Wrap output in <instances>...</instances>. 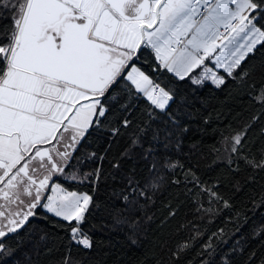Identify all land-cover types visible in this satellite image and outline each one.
<instances>
[{
    "label": "snow or ice",
    "instance_id": "snow-or-ice-1",
    "mask_svg": "<svg viewBox=\"0 0 264 264\" xmlns=\"http://www.w3.org/2000/svg\"><path fill=\"white\" fill-rule=\"evenodd\" d=\"M257 53L264 54V0H0V264H21V236L38 209L65 222L71 240L91 249L82 225L108 181L117 185L112 194L126 214L119 223L134 233L141 221L153 222L148 210L169 184L177 206L183 195L208 224L234 207L221 193L225 182L235 193L259 184V200L255 194L250 200L253 209L264 205V139L250 135L258 127L264 137V83L255 82L264 62L251 64ZM185 81L217 89L236 83L256 106L226 155L213 162L231 176L207 183L172 155L180 148L169 127L179 126L172 108ZM116 111L124 115L110 134L115 140L128 133L127 147L109 161L110 173L102 172L104 158L95 153L88 159L99 161L96 168L81 172L82 142ZM131 159L138 168L125 170L123 162ZM240 161L250 170L243 182ZM74 183L89 184L91 193L66 187ZM166 207L161 225L177 215ZM233 234L224 228L211 233L200 264H236L237 255L245 256L247 242L220 248ZM203 235L196 229L193 239ZM252 235L264 247V226ZM190 248L178 243L164 264H180ZM32 249L37 259L24 253V264H40V246L33 242ZM63 264L78 262L68 254ZM138 264L152 260L145 255ZM243 264H264V256L253 250Z\"/></svg>",
    "mask_w": 264,
    "mask_h": 264
},
{
    "label": "trees",
    "instance_id": "trees-1",
    "mask_svg": "<svg viewBox=\"0 0 264 264\" xmlns=\"http://www.w3.org/2000/svg\"><path fill=\"white\" fill-rule=\"evenodd\" d=\"M147 59L151 63V57ZM262 62H264V54L257 53L251 64L259 66ZM255 82L258 87L264 83V71L259 68ZM178 90L181 97L172 111L179 126L169 127L174 139L179 140L180 148L179 151L173 148V157L186 169L192 168L196 171L201 180L207 183L224 175L231 176L225 166L213 162L217 157L223 158L226 155L225 149L231 147V138L250 119L256 106L233 82H230L227 88L222 86L217 89L211 85L194 87L185 81L178 85ZM123 115L120 111H116L104 127L93 131L82 142L83 147L79 150V155L82 157L79 165L81 172L93 170L99 163L96 159H88L89 154L92 153H95L96 157L103 156L102 172L112 171L109 161L118 157L129 143L128 133H123L115 140L110 134V129L119 125ZM134 116L138 118L139 113H134ZM250 135L255 139H264L260 137L258 127ZM139 163L138 160L131 159L124 161L123 166L125 170H131L138 168ZM240 164L244 170L237 179L243 182V177L250 170L244 168L243 161H240ZM260 184H264V180H261ZM66 187L70 190L91 193V187L87 183H74ZM103 187L101 185V188ZM116 187L117 185L108 181L103 191L98 190L94 197L98 201V206L87 215L86 222L82 225L83 232L93 245L91 249H85L71 240L70 227L65 222L59 218L54 219L51 215L45 218V212L38 209V215L30 218V224L25 226L27 232L23 233L21 239L26 243L22 250L17 252V259L24 264V253H28L32 255L33 260H36L37 257L32 249L34 242L40 246V264H63V257L68 254L70 260L78 264H138L145 255L152 260V264H156L157 260L164 264L169 259V249L174 250L180 242H188L191 248L185 252L180 264H200L202 246L208 242L211 233L220 228L234 233L227 244L220 245L222 250L228 251L236 247L237 241L240 244L247 242L245 256L237 255L236 264H243L247 253L253 250L257 252L258 258L264 256V247H261L252 235L259 226H264V205L253 209L250 200L254 194L259 200L262 191L259 184L245 186L240 193H235L225 182L221 186V193L233 203L234 207L230 212L217 217L211 224L206 222L207 217L205 220L198 219L199 214L194 211L193 204L183 195L179 199L184 203L177 206V200L169 194L174 193L175 188L170 184L166 185L162 194L158 195L156 204L148 210L149 214H154L153 222L144 224L141 221L139 230L135 233L127 223H119L126 214L120 197L112 194ZM168 204L177 209V215L161 225V221L167 216ZM244 216H247L246 222ZM127 219L131 222L133 218L127 216ZM189 221L192 223L189 224ZM182 224H187V227L181 229ZM193 225L204 232L202 237L193 239L196 233ZM237 228L239 231H236ZM41 236L45 237L43 242L40 240ZM133 239L137 241L135 244L132 242ZM211 239L216 242V237L211 236Z\"/></svg>",
    "mask_w": 264,
    "mask_h": 264
},
{
    "label": "rangeland",
    "instance_id": "rangeland-1",
    "mask_svg": "<svg viewBox=\"0 0 264 264\" xmlns=\"http://www.w3.org/2000/svg\"><path fill=\"white\" fill-rule=\"evenodd\" d=\"M73 191H76L77 193H86V192H81V191H77V190H73Z\"/></svg>",
    "mask_w": 264,
    "mask_h": 264
},
{
    "label": "flooded vegetation",
    "instance_id": "flooded-vegetation-1",
    "mask_svg": "<svg viewBox=\"0 0 264 264\" xmlns=\"http://www.w3.org/2000/svg\"><path fill=\"white\" fill-rule=\"evenodd\" d=\"M80 150V149H79Z\"/></svg>",
    "mask_w": 264,
    "mask_h": 264
}]
</instances>
